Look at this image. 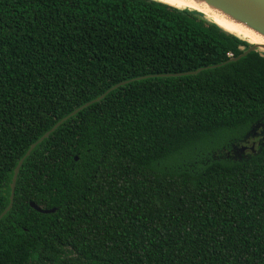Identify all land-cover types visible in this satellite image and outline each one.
Returning a JSON list of instances; mask_svg holds the SVG:
<instances>
[{
    "label": "trees",
    "instance_id": "16d2710c",
    "mask_svg": "<svg viewBox=\"0 0 264 264\" xmlns=\"http://www.w3.org/2000/svg\"><path fill=\"white\" fill-rule=\"evenodd\" d=\"M246 41L153 0H0V213L31 143L151 76L23 161L0 264H264V53L227 62Z\"/></svg>",
    "mask_w": 264,
    "mask_h": 264
},
{
    "label": "water",
    "instance_id": "95a60500",
    "mask_svg": "<svg viewBox=\"0 0 264 264\" xmlns=\"http://www.w3.org/2000/svg\"><path fill=\"white\" fill-rule=\"evenodd\" d=\"M153 1H155V0H153ZM203 1L206 4L211 5L212 7H215L217 9L221 10L223 13L227 14L228 16L241 21L242 23L249 26L253 31H256L258 34H260L262 37H264V0H203ZM160 3H162V2H160ZM171 7H173V6H171ZM176 9H178V8H176ZM180 10H182V9H180ZM228 33H230V32H228ZM236 37H238V36H236ZM242 40H244V39H242ZM246 42L249 44V47L246 48L244 51H242L236 57L229 59L227 62L238 61L239 59L244 58L246 55H248L249 53H252V52H263L264 53V44L249 43L248 41H246ZM218 66H220V65H212V66L205 67L204 69H212V68H216ZM201 70L202 69H197L194 71L178 73V74L155 75L154 77H166V78H168V77L192 76V75H196ZM148 77H151V76L139 77V78L132 79V80H141V79H145ZM132 80L119 82V83L111 86L107 90H105L102 94H100L96 98H94V99L82 104L81 106L73 109L66 116H64L60 120H58L50 129H48L46 132H44L36 141H34L33 143H31L28 146V148L26 149L24 154L17 160L14 168L12 169L11 178H10V182H9L8 203H7L6 207L3 209V211L0 213V219L10 210V208L12 206L14 187H15V182H16V178H17L19 169H20L23 161L30 155L32 150L38 144H40L44 139H46L52 132H54V130L56 128H58L66 120L75 116L78 112L87 108L88 106L99 102L108 93H110L111 91L131 82ZM261 129H262V126H261ZM243 150H244L243 147L239 148V151H243ZM73 160L76 161V157H74ZM28 205L32 210H34L35 212L40 213V214H49V213L54 212V209H49V210L40 209L39 207H37L32 202H29Z\"/></svg>",
    "mask_w": 264,
    "mask_h": 264
},
{
    "label": "bare ground",
    "instance_id": "6f19581e",
    "mask_svg": "<svg viewBox=\"0 0 264 264\" xmlns=\"http://www.w3.org/2000/svg\"><path fill=\"white\" fill-rule=\"evenodd\" d=\"M178 9H187L201 14L203 18L221 29L230 32L251 43L264 44V37L253 31L249 26L234 19L221 10L206 4L203 0H155Z\"/></svg>",
    "mask_w": 264,
    "mask_h": 264
},
{
    "label": "flooded vegetation",
    "instance_id": "af4514ba",
    "mask_svg": "<svg viewBox=\"0 0 264 264\" xmlns=\"http://www.w3.org/2000/svg\"><path fill=\"white\" fill-rule=\"evenodd\" d=\"M263 144V136L259 132L258 128L251 129L245 137L241 140V144L238 146H231L230 152L226 153V157L230 158H244L247 154L254 153L258 146ZM243 147V151H239V148Z\"/></svg>",
    "mask_w": 264,
    "mask_h": 264
}]
</instances>
